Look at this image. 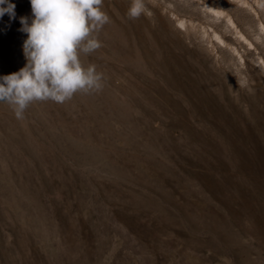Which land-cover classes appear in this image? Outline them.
Listing matches in <instances>:
<instances>
[{"label": "rangeland", "instance_id": "1", "mask_svg": "<svg viewBox=\"0 0 264 264\" xmlns=\"http://www.w3.org/2000/svg\"><path fill=\"white\" fill-rule=\"evenodd\" d=\"M130 2L80 56L102 90L0 103V264H264V0H144L148 25Z\"/></svg>", "mask_w": 264, "mask_h": 264}, {"label": "clouds", "instance_id": "2", "mask_svg": "<svg viewBox=\"0 0 264 264\" xmlns=\"http://www.w3.org/2000/svg\"><path fill=\"white\" fill-rule=\"evenodd\" d=\"M31 16H20L19 32L25 65L17 72L0 76V103L9 105L17 119H23L34 102L63 104L79 92L103 88V74L96 66L82 65L81 54L90 55L102 47L94 33L110 21L103 0H29ZM16 5L0 0V18L16 19ZM146 12L144 0H131L129 19Z\"/></svg>", "mask_w": 264, "mask_h": 264}, {"label": "bare ground", "instance_id": "3", "mask_svg": "<svg viewBox=\"0 0 264 264\" xmlns=\"http://www.w3.org/2000/svg\"><path fill=\"white\" fill-rule=\"evenodd\" d=\"M140 19H141L142 24H144V25H148V19H147V18L141 16ZM161 19H162V22L166 23V22L164 21L165 17H162ZM135 27L138 28V25L136 24ZM117 33H118L119 36H121V37H123V36L126 35V34H123V33H120V32H117ZM124 42H125V41H124ZM205 90H206V89H203L202 92H204Z\"/></svg>", "mask_w": 264, "mask_h": 264}]
</instances>
